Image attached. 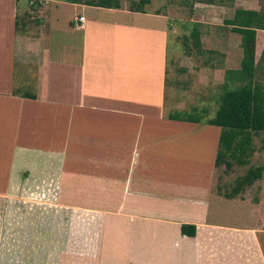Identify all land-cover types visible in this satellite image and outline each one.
<instances>
[{
  "label": "crops",
  "instance_id": "crops-1",
  "mask_svg": "<svg viewBox=\"0 0 264 264\" xmlns=\"http://www.w3.org/2000/svg\"><path fill=\"white\" fill-rule=\"evenodd\" d=\"M19 1L0 0V264H264V184L223 194L220 127L170 118L169 16L44 0L29 31Z\"/></svg>",
  "mask_w": 264,
  "mask_h": 264
},
{
  "label": "rangeland",
  "instance_id": "rangeland-1",
  "mask_svg": "<svg viewBox=\"0 0 264 264\" xmlns=\"http://www.w3.org/2000/svg\"><path fill=\"white\" fill-rule=\"evenodd\" d=\"M26 1L28 9L25 8L24 11L22 9L21 13L25 14L21 16V20L26 30L33 31L36 27L33 22L37 17L34 15L35 19H32V15L36 12L39 15L41 10L36 11L35 3L33 6L29 0ZM88 1L98 2L99 0ZM19 2L24 4L25 0ZM117 2L120 7L158 9L169 16L168 87L174 86L175 89L168 94V98L176 97L180 102H184L175 108L180 111V114L198 115L206 121L215 116L225 90L245 85L250 80L249 77H240V74L233 72L246 66L247 61L243 59L245 52L240 41V34L231 31L228 35L226 29L230 31L231 26L224 21L232 18L237 8L256 10L264 15V0H148L146 2L117 0ZM43 8L44 6L42 10ZM61 9H65V13L70 14L69 9L72 8L63 5ZM195 23L200 33V42L191 34ZM226 26L228 28L222 29ZM258 38L260 45L258 49H255L256 58L251 79L252 83H258L264 89V31L259 32ZM218 65L220 69H225V73L223 74V70L220 72V69H215L214 74L212 71V75H208L210 79L203 81L202 73L209 71L210 66L217 67ZM167 104L168 106L171 104V99ZM171 111L174 110L171 109ZM251 147L247 155L240 156L246 160L245 164L239 165L233 160L229 169L223 162L216 166L214 182L223 194L244 193L246 196L244 198L247 200L251 196L258 197L259 195L260 199L261 188L264 184V131L252 134ZM261 166L263 170L259 178L250 184L243 182L249 169ZM262 208L261 205L256 207L255 216L263 214ZM246 211L248 214L253 213L251 209ZM27 252H24L25 256Z\"/></svg>",
  "mask_w": 264,
  "mask_h": 264
},
{
  "label": "trees",
  "instance_id": "trees-1",
  "mask_svg": "<svg viewBox=\"0 0 264 264\" xmlns=\"http://www.w3.org/2000/svg\"><path fill=\"white\" fill-rule=\"evenodd\" d=\"M98 5L118 7L119 3L117 0H99ZM131 10L143 11L144 8L137 7ZM224 23L230 25L232 31L240 34L245 52L243 59L247 61L246 66L233 72L240 74V77L250 78L245 85L225 90L215 116L205 121L208 124L220 127L215 166L223 162L225 167L229 169L233 164V160L239 165L246 163V160L240 156L247 155L251 150L252 134L264 131V89L260 84L252 83L251 79L254 73L257 29L264 30V15L256 10L237 8L233 17L226 19ZM191 34L200 42V33L196 23L191 30ZM199 42H197L198 45ZM170 118L199 122L201 117L198 115L187 116L177 112L175 115H171ZM262 170V166L249 169L248 174L243 178V182L252 183L261 176ZM181 232L185 235L194 236L195 226L182 224Z\"/></svg>",
  "mask_w": 264,
  "mask_h": 264
},
{
  "label": "built area",
  "instance_id": "built-area-1",
  "mask_svg": "<svg viewBox=\"0 0 264 264\" xmlns=\"http://www.w3.org/2000/svg\"><path fill=\"white\" fill-rule=\"evenodd\" d=\"M35 2H37V3H35ZM43 2H44V0H31V1H30V4H34V3H35V5H36V6L38 7V9H39V6L42 5ZM82 19H83V17H79V20H82Z\"/></svg>",
  "mask_w": 264,
  "mask_h": 264
}]
</instances>
